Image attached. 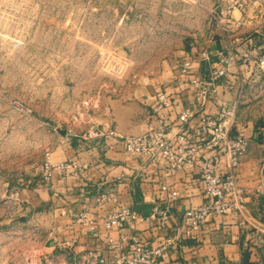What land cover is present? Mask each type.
I'll return each mask as SVG.
<instances>
[{
  "label": "rangeland",
  "instance_id": "obj_1",
  "mask_svg": "<svg viewBox=\"0 0 264 264\" xmlns=\"http://www.w3.org/2000/svg\"><path fill=\"white\" fill-rule=\"evenodd\" d=\"M227 12L201 0H0V264H81L54 246L56 204L33 201L46 154L103 144L90 135L108 124L144 134L147 96L168 89L192 44L242 50L240 29L252 58L264 55V4ZM240 64L220 95L239 101L247 135L264 126V71Z\"/></svg>",
  "mask_w": 264,
  "mask_h": 264
},
{
  "label": "built area",
  "instance_id": "obj_2",
  "mask_svg": "<svg viewBox=\"0 0 264 264\" xmlns=\"http://www.w3.org/2000/svg\"><path fill=\"white\" fill-rule=\"evenodd\" d=\"M259 4L264 0H229L227 15L234 11L247 14ZM234 24L242 26L238 21ZM190 50L194 57L188 56L181 63L180 74L193 89L194 109L187 107L177 113L172 94L158 92L146 99L149 122L144 134L127 136L108 125L105 133L94 130L90 135L91 139L105 138V162L108 152L119 149L137 165L129 167V173L105 177V187L102 184L96 192L95 206L82 209L75 217L72 226L78 233L106 245L112 256L109 259L101 251L88 250L79 253V263L162 264L174 248L197 240L212 220H245L247 198L238 186V175L249 141L238 130L239 101H224L220 92L231 69L243 67L240 62L264 71V55L252 58L248 52L230 49L214 63L211 51H199L194 44ZM202 63L208 64L205 76L194 77L193 72ZM41 170L42 187L55 177L82 179L86 166L80 160L54 162L47 153ZM134 186L141 191L143 201L152 206L147 216L125 203L126 191L132 189L134 194ZM198 195L204 202L186 210L181 222L172 227L175 204ZM140 227L159 231L154 244L145 240Z\"/></svg>",
  "mask_w": 264,
  "mask_h": 264
},
{
  "label": "crops",
  "instance_id": "obj_3",
  "mask_svg": "<svg viewBox=\"0 0 264 264\" xmlns=\"http://www.w3.org/2000/svg\"><path fill=\"white\" fill-rule=\"evenodd\" d=\"M201 1L208 7L214 5L220 7L227 6L229 0ZM231 31L235 41L241 42L242 51L250 53L248 45L253 43V39L242 35L240 29ZM211 47V52L214 54L212 62L214 63L218 61L219 55L227 53V48L220 46L217 41ZM192 54L194 55V51L192 53L189 49L181 53L173 71L175 76L168 85V89L164 90L172 94L177 113L187 107L195 108L193 89L188 79L180 74L181 63L188 56L194 57ZM207 70L208 64L202 63L193 72V76L204 77ZM158 92L160 91L147 97ZM147 122H149V118ZM245 136L248 138L249 147L238 175V186L242 188L247 198L245 220L242 217H224L212 220L197 240L185 242L174 248L162 264H264V126H255L252 130L247 131ZM87 148L88 150L85 151L84 148L72 147L68 156V160H80L86 166L84 178L55 177L52 183L46 187L35 184L36 195L33 194V197H37L33 201L38 205L44 204V206H49L50 203L47 202L51 201L56 204L57 211L61 216V224L54 230L56 235L54 246L59 251L67 253L73 260L79 256V253H85L88 250L101 251L105 257L112 259L106 245L80 235L78 228L73 227L72 223L82 209L95 206L96 192L102 184L105 187V177L113 178L121 172L129 173V167L137 164L132 157L120 152L119 149L108 152L105 162V147L103 144L99 147V143H95V141L91 145H87ZM125 194L126 205L139 213H151L152 206L143 201V196L138 188L134 194L132 189H128ZM203 202L204 198L200 195L192 198L184 197L179 200L173 209L171 226L175 227L181 222L186 210L192 206L198 207ZM241 222L244 225H241ZM71 228L74 230L71 231ZM139 231L151 244H154L155 236L159 233L157 229L150 231L145 227H140ZM161 234L167 235L168 233L161 232ZM74 240L77 242L72 246L71 243Z\"/></svg>",
  "mask_w": 264,
  "mask_h": 264
},
{
  "label": "trees",
  "instance_id": "obj_4",
  "mask_svg": "<svg viewBox=\"0 0 264 264\" xmlns=\"http://www.w3.org/2000/svg\"><path fill=\"white\" fill-rule=\"evenodd\" d=\"M149 213H150V212H149ZM141 214H143V215H145V216L149 215V214H145V213H142V212H141Z\"/></svg>",
  "mask_w": 264,
  "mask_h": 264
}]
</instances>
